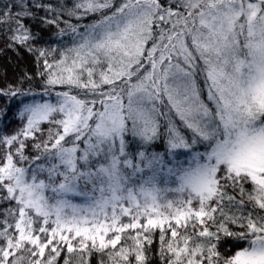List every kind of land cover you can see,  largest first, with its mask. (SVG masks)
I'll list each match as a JSON object with an SVG mask.
<instances>
[{
	"label": "snow or ice",
	"instance_id": "snow-or-ice-1",
	"mask_svg": "<svg viewBox=\"0 0 264 264\" xmlns=\"http://www.w3.org/2000/svg\"><path fill=\"white\" fill-rule=\"evenodd\" d=\"M0 264H264V0H0Z\"/></svg>",
	"mask_w": 264,
	"mask_h": 264
}]
</instances>
